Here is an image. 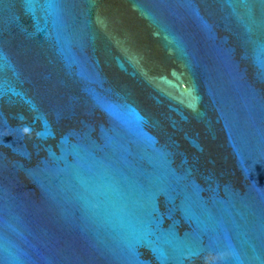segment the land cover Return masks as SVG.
<instances>
[{
    "label": "water",
    "instance_id": "water-1",
    "mask_svg": "<svg viewBox=\"0 0 264 264\" xmlns=\"http://www.w3.org/2000/svg\"><path fill=\"white\" fill-rule=\"evenodd\" d=\"M0 264H264V0H0Z\"/></svg>",
    "mask_w": 264,
    "mask_h": 264
}]
</instances>
